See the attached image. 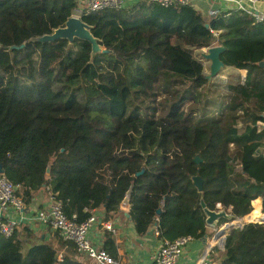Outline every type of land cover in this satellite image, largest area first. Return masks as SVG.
<instances>
[{
    "label": "trees",
    "instance_id": "16d2710c",
    "mask_svg": "<svg viewBox=\"0 0 264 264\" xmlns=\"http://www.w3.org/2000/svg\"><path fill=\"white\" fill-rule=\"evenodd\" d=\"M80 5L0 0V166L25 207L49 187L76 223L96 210L108 219L132 186L135 233L145 235L157 217L161 242L207 238L201 200L209 210L230 208L231 225L264 220V22L234 9L207 18L190 4L141 1L89 14ZM77 10L106 53L92 57L79 39L31 41ZM212 44L245 78L229 76L195 119L183 103H201L209 82L192 51ZM160 94L178 99L159 118ZM55 235L46 241L27 225L0 234V264H97ZM104 249L115 258L113 238ZM209 254L215 264H264V224L235 228Z\"/></svg>",
    "mask_w": 264,
    "mask_h": 264
},
{
    "label": "built area",
    "instance_id": "2783aa9c",
    "mask_svg": "<svg viewBox=\"0 0 264 264\" xmlns=\"http://www.w3.org/2000/svg\"><path fill=\"white\" fill-rule=\"evenodd\" d=\"M149 3L157 4L163 8L173 6H187L190 0H146ZM234 5V10L245 13L253 17L256 22H264V15L259 14L255 6L264 2V0H229ZM126 0H85L84 9L87 14L99 12L102 10H124L127 9ZM215 15V13H212ZM16 187L0 174V234L5 238L10 237L14 230L20 225H27L34 228L35 222L45 226L58 233L59 237L74 245L77 253L94 260L97 264H117L116 260L103 248L94 246L88 239V235L95 228L98 220L91 213L90 217L84 222L76 223L75 216L67 218L63 212L62 204L49 187L45 188L46 201L43 207L34 213L26 212L25 205L20 197L15 194ZM220 205L217 206V208ZM122 212L128 214L130 207L119 205ZM157 224L158 218H155ZM155 224V229L157 228ZM103 227L114 233L115 230L108 222ZM156 234L157 229H156ZM192 237H180L171 242H162L158 251L153 257L154 264H178V261L188 248L189 244L194 242ZM198 264H215L208 259V254L203 253L198 260Z\"/></svg>",
    "mask_w": 264,
    "mask_h": 264
},
{
    "label": "crops",
    "instance_id": "0c3cea01",
    "mask_svg": "<svg viewBox=\"0 0 264 264\" xmlns=\"http://www.w3.org/2000/svg\"><path fill=\"white\" fill-rule=\"evenodd\" d=\"M79 1L81 4L84 3L85 5V0ZM141 1L146 0H126L128 6L127 8H131ZM189 4L207 18L219 14H225L226 12L234 9V5L229 0H190ZM255 9L259 14L264 15V2L255 6ZM76 12L78 14H75L74 16L80 17V12L78 10ZM212 13H215V15ZM219 33L220 32H215L213 34L217 36ZM171 41H173V39H171ZM213 45L216 44H212L210 46ZM225 68L230 70L229 76L240 75V81H244L245 71H239L233 67ZM233 80L237 81L236 79ZM45 201L46 193L41 190L35 195L34 201L30 207H25V211L34 213L36 210H39L43 207ZM249 202L254 203L257 209L260 211V200H253ZM93 214L96 216L98 222L95 228H93L89 233L88 239L94 246L104 249L105 243L107 242V237H110L114 240V248H116V255L114 259L116 260L117 264H154L153 257L162 243L157 238L155 225H153L145 235L139 236L135 233L133 226L129 221V213L126 214L125 212H122L120 209H118L116 212L111 214L108 219H106L102 210H96L93 212ZM124 214L126 216H124ZM235 220L238 219H234L232 223ZM106 222L112 225L115 230L114 233L107 231L103 227V224ZM242 224H245V222L234 224V226ZM32 229L35 232L41 234V238L46 241L51 240L55 234V232L45 226H41L37 222H35L34 228ZM227 230L225 229V231ZM215 231L216 230L214 227L206 226L207 238L204 241L201 239H195L194 242L190 243L188 248L181 255L178 264H198V260L201 258L203 253L208 254V259L211 261L209 254L211 250L214 247H217L219 250H221L217 245L214 246L215 243L212 242ZM149 232L152 233L150 234ZM218 244H220V242ZM109 248L110 246L108 245V249Z\"/></svg>",
    "mask_w": 264,
    "mask_h": 264
},
{
    "label": "water",
    "instance_id": "95a60500",
    "mask_svg": "<svg viewBox=\"0 0 264 264\" xmlns=\"http://www.w3.org/2000/svg\"><path fill=\"white\" fill-rule=\"evenodd\" d=\"M206 27H208L206 25ZM91 28L87 24H85L81 17L71 16L68 18L63 25V27H59L51 34H45L37 38H33L32 42H38V43H53L58 40H66L68 43H72L74 39H79L82 41H85L91 45V56L93 57L96 54H102L106 53V49L101 47L99 44V41L91 34ZM208 49V55L206 56V59L211 62V76H216L219 70L224 67L223 63L220 61V54L224 51V48L222 46H215V47H207ZM261 66L264 67V63H260ZM207 79V78H206ZM194 162L196 164L199 163V158L195 157ZM3 173V170L0 166V174ZM46 176L48 177L50 175V164L47 166ZM141 173H138L140 175ZM193 184L197 188L199 192L202 191V180L197 176L193 178ZM132 192V186L128 189L126 192L123 200L121 201V205L126 207L130 206V194ZM200 207L203 211V214L205 216V225L209 227H215L217 223H219L221 220L228 221L225 222L214 234L212 238V242H214V246L217 245L221 250L224 249V243L226 240V237L229 236L235 228H242L244 225L250 224V223H257V224H264V220H257L255 222H248L242 225H231L232 221L236 218L234 215H227L225 210H209L205 203L201 200L200 201ZM161 210H157L156 214L160 215ZM264 215V213H262ZM231 225V226H230ZM230 226L231 229L229 232L225 231V227ZM150 234L152 232H149ZM220 242V244H218ZM210 249V248H209Z\"/></svg>",
    "mask_w": 264,
    "mask_h": 264
},
{
    "label": "rangeland",
    "instance_id": "374dc122",
    "mask_svg": "<svg viewBox=\"0 0 264 264\" xmlns=\"http://www.w3.org/2000/svg\"><path fill=\"white\" fill-rule=\"evenodd\" d=\"M81 8H83L84 3H82ZM75 14H78L76 11L73 12L72 16ZM216 45L210 46V47H215ZM193 58L200 62L203 66V74L208 80V85L204 89V95L202 102L199 104L193 103L190 100H186L183 103V109L184 111L188 113H192L194 118L197 119L200 117V109H208L210 108L207 106V102H211L215 99V97H218L220 93L223 91V85L227 81V78L229 77V72L230 70L226 69L225 67H222L219 72L217 73L216 76H211V62L206 59V56L208 55V49H193L192 51ZM210 92V93H209ZM178 97L172 98L169 95L165 94H160L159 97L157 98V101L155 103V106L157 107V117H163L166 115L170 104L177 100ZM203 104V105H202ZM218 104V102H217ZM211 109V108H210ZM218 210H225L227 215H231V210L229 209H224L223 207L219 206L217 208ZM243 215H245V212L243 211ZM224 221V220H223ZM228 222V221H225ZM223 225V224H222ZM222 225H217L214 227V229L217 231ZM215 231V232H216ZM56 235L54 234L53 237Z\"/></svg>",
    "mask_w": 264,
    "mask_h": 264
},
{
    "label": "bare ground",
    "instance_id": "6f19581e",
    "mask_svg": "<svg viewBox=\"0 0 264 264\" xmlns=\"http://www.w3.org/2000/svg\"><path fill=\"white\" fill-rule=\"evenodd\" d=\"M207 50V49H206ZM230 229H231V227L227 230V232H229L230 231Z\"/></svg>",
    "mask_w": 264,
    "mask_h": 264
}]
</instances>
